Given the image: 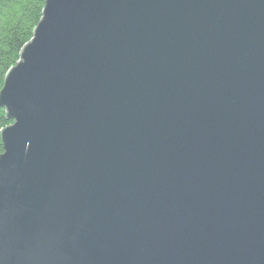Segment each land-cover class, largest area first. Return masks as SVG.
<instances>
[{
	"label": "water",
	"instance_id": "1",
	"mask_svg": "<svg viewBox=\"0 0 264 264\" xmlns=\"http://www.w3.org/2000/svg\"><path fill=\"white\" fill-rule=\"evenodd\" d=\"M0 108V264H264V0H44Z\"/></svg>",
	"mask_w": 264,
	"mask_h": 264
},
{
	"label": "trees",
	"instance_id": "2",
	"mask_svg": "<svg viewBox=\"0 0 264 264\" xmlns=\"http://www.w3.org/2000/svg\"><path fill=\"white\" fill-rule=\"evenodd\" d=\"M43 6L44 0H0V90L7 71L16 65L21 49L32 39ZM10 123L0 108V131Z\"/></svg>",
	"mask_w": 264,
	"mask_h": 264
}]
</instances>
